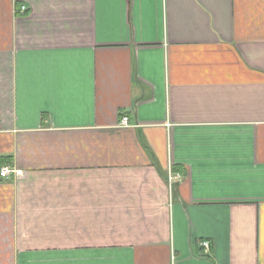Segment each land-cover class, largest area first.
<instances>
[{"label": "crops", "instance_id": "0c3cea01", "mask_svg": "<svg viewBox=\"0 0 264 264\" xmlns=\"http://www.w3.org/2000/svg\"><path fill=\"white\" fill-rule=\"evenodd\" d=\"M0 160V264H264V0H0Z\"/></svg>", "mask_w": 264, "mask_h": 264}, {"label": "built area", "instance_id": "2783aa9c", "mask_svg": "<svg viewBox=\"0 0 264 264\" xmlns=\"http://www.w3.org/2000/svg\"><path fill=\"white\" fill-rule=\"evenodd\" d=\"M25 8H22V11L24 10ZM120 125L122 126H127L128 125V118L126 116H122L121 120H120ZM12 173V170L9 166H3L0 168V177L2 178H6L8 177L10 174ZM180 178V175L179 174H175V175H171L169 176L168 178V183L171 185L173 183V181L177 180ZM200 247L205 249V250H208L209 249V242H206V241H203L201 243H199Z\"/></svg>", "mask_w": 264, "mask_h": 264}, {"label": "trees", "instance_id": "16d2710c", "mask_svg": "<svg viewBox=\"0 0 264 264\" xmlns=\"http://www.w3.org/2000/svg\"><path fill=\"white\" fill-rule=\"evenodd\" d=\"M148 152H149V150H148ZM149 153H150V152H149ZM0 161H2V160H0ZM8 161H9V160H8ZM153 162H154L155 165H157L154 159H153ZM0 168H1V167H0Z\"/></svg>", "mask_w": 264, "mask_h": 264}]
</instances>
